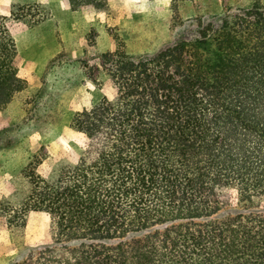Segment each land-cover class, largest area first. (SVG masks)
Listing matches in <instances>:
<instances>
[{"label":"trees","instance_id":"16d2710c","mask_svg":"<svg viewBox=\"0 0 264 264\" xmlns=\"http://www.w3.org/2000/svg\"><path fill=\"white\" fill-rule=\"evenodd\" d=\"M24 8L0 15V109L23 88L14 35L49 16ZM192 21L152 53L100 56L115 96L73 115L77 160L26 174L0 202L17 244L7 264H264L263 3ZM33 211L49 216L47 244L24 243Z\"/></svg>","mask_w":264,"mask_h":264},{"label":"rangeland","instance_id":"374dc122","mask_svg":"<svg viewBox=\"0 0 264 264\" xmlns=\"http://www.w3.org/2000/svg\"><path fill=\"white\" fill-rule=\"evenodd\" d=\"M253 1L184 0L175 9L170 6L167 20L162 18L157 26H148V18L136 25H112L108 10L73 20V28L68 27L69 21L53 18L60 42L58 53L40 49L43 44L38 34L30 33L23 43L24 54L30 60L34 58L38 67L25 76L17 73L23 81L16 84L23 88L0 109V202L27 182L26 174L46 176L61 159L77 160L84 136L69 127L73 115L103 97L115 96V89L100 65L103 53H152L172 41L182 27L193 34L192 20H210L236 9H248ZM34 2L45 5L52 18L50 5L56 0H0V15L9 16L13 5L23 6L21 12L26 13L28 8L24 7ZM262 3L264 7V0ZM166 26L170 31L165 35ZM49 220L44 212H31L24 243H49ZM16 253V240L7 229L5 218L0 217V264H7Z\"/></svg>","mask_w":264,"mask_h":264},{"label":"crops","instance_id":"0c3cea01","mask_svg":"<svg viewBox=\"0 0 264 264\" xmlns=\"http://www.w3.org/2000/svg\"><path fill=\"white\" fill-rule=\"evenodd\" d=\"M40 1L47 2L48 0H40ZM107 1H108L109 21L112 25H118L119 27L127 26L130 23H134L135 25L142 23L143 21H145L144 18H148V26L150 25L157 26L162 21L161 20L162 18H166L167 20L168 14L171 11L170 9L171 0H107ZM88 8L91 9L88 10L89 12L87 11ZM4 12H7V9L4 10ZM50 12L52 18H50L49 15L48 18L42 21L41 23L33 26L30 29L18 32L14 35L13 39L16 48V56L14 59V64L16 66L18 75L19 74L24 76L28 75L34 72L38 67V64L36 63L34 58L30 60L27 58L28 56H25L24 54L25 51L23 49V43L25 41V37H29L31 34L34 35L38 34L39 38L41 39V43L43 44L42 46L39 45L40 49L52 50L51 52L55 51L58 53L60 50L59 49L60 42L56 37V29L54 27L53 18L64 19V21L66 22L69 21L70 23L68 24V27L73 28L75 25L72 22L73 20L82 17L89 18V17H93L94 15L97 16L98 13L92 7H85L78 10H73L68 0H56V2L50 5ZM2 16H6V15L4 14ZM168 29L170 31L169 26H166L165 35L167 34ZM80 54L82 53H79L77 55ZM128 54H133V53H128ZM49 226H50V222H49Z\"/></svg>","mask_w":264,"mask_h":264}]
</instances>
